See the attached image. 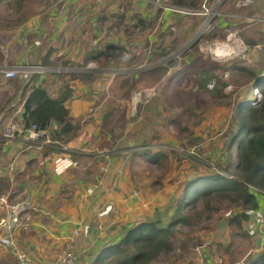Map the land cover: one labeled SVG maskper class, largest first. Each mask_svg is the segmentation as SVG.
<instances>
[{
    "label": "crops",
    "instance_id": "1",
    "mask_svg": "<svg viewBox=\"0 0 264 264\" xmlns=\"http://www.w3.org/2000/svg\"><path fill=\"white\" fill-rule=\"evenodd\" d=\"M103 1L105 0H71L70 3L74 10L67 14L70 20L67 29L65 26L63 28L60 26L62 18L66 15L61 16L54 8L44 18L38 16L36 20L32 19L30 22L18 24L19 31H13L12 25L1 26L0 42L5 43L4 49L11 43L15 52L12 61L14 64L37 63L44 59L49 61L47 65L50 67L58 66L59 64L55 65V63L61 59L69 64H83L85 53H88V50L102 49L99 47L97 37L88 38L83 34V38H88V43L80 45L62 44L58 40L67 33L73 36H76L78 32L91 34L93 26L103 28L102 17L107 18L112 11L102 10L101 12L99 10L100 15L96 13L93 15L95 7ZM154 1L157 0H140V3L150 5ZM155 9L154 7L151 10L148 8L147 14L144 15H151ZM80 10L87 15L84 26L77 23ZM235 10L233 17L239 20L264 19V0H253L242 6L236 5ZM161 11L166 20L173 15L169 6H165ZM53 12H56L58 16ZM223 14L227 17L230 13ZM227 19L225 21L223 17L220 18L221 28L228 26L229 17ZM32 24L39 29V31L35 30L33 35L35 38L39 34L35 40V49L38 50L35 52L38 56L25 52V58H22L21 53L17 52L18 38L15 37V32L23 33L21 37L25 38L28 34V26ZM101 38L107 40L111 37L104 32L100 35ZM33 39L30 41L32 42ZM20 41L22 42L21 38ZM217 50L222 53L226 52L221 47ZM2 57L0 47V178L6 179L10 186L0 194L9 193L12 200V195L15 193L19 199H28L33 206H36L32 212L31 225L16 233L19 246L28 252L34 264H44L50 261L71 239H75L76 243L87 249L86 254L81 256L78 262V264H87L104 246L118 242L135 223L142 220H160L162 224L169 223L179 199L184 194L187 180L197 173L212 170L209 165H203L195 159L188 158L187 155L178 156L182 152L177 153L174 149L175 146H179L175 137L169 138V133L164 137L165 132L158 137L153 136L150 130L153 127L148 128L147 131L143 129L126 140L120 137L124 129L118 136H113L104 120L105 115L112 110V106L106 105L105 102L114 92L121 97L125 92L117 88L124 79L120 73L118 74L123 68L119 69L106 64L98 66L95 63L85 67L88 72L96 71L91 80H86L82 75L75 77L69 73L56 74V71L41 74L35 80H28V77L23 74L7 77L1 67ZM186 60L188 62V59ZM112 61L109 60L106 63ZM44 79L45 87L54 97L59 96L66 85H69L72 90V95L66 100V104L69 107L72 121L79 123V128L76 135L64 143L68 146V151H64L63 147L61 150L54 149L51 133L52 129L57 127L56 123H52L47 132L38 140L27 138L24 132L23 112L26 93L31 90L33 84L38 85ZM166 93L168 89L163 91V96H166ZM159 97L165 99L161 91H159ZM115 111H118L116 106ZM142 120H139L136 125L140 126ZM228 120L229 118L226 122ZM7 125L13 127L12 135L6 134ZM228 125L223 126L220 145L223 144L222 140L229 139L234 131L233 126L229 133L226 130ZM210 127L219 128L221 124L213 118L206 122L202 121L194 127L189 122L181 123L177 139L185 142L189 138V146L201 148L198 152L205 154L204 160L209 156L212 160L219 159L221 148L218 150V145L213 152L212 148L204 149L210 141L205 144V141L201 140L203 141L202 146L197 142V134ZM185 129L189 130L188 135L184 134ZM180 145L184 144L180 143ZM49 148L51 150L46 151ZM161 151L167 155L164 157L155 155ZM64 154L79 159L82 166H69L65 171L56 172L55 160ZM152 154L154 158H151ZM197 154L195 157L199 158L200 154ZM21 175H26V177L21 179ZM29 179H35L34 184L30 183ZM14 187H19V189L16 188L15 191ZM257 197L260 203L255 212L247 211L248 217L242 219L241 225L234 230L241 234L240 229H242L245 232L244 236H248L249 239L248 243L247 240L241 241V238L238 237L237 240L235 236L233 237L235 243L234 246L232 245L233 251L236 252V256L240 253L242 255L233 257L231 263H228V256L220 253V248L221 245H228L230 241L226 238L227 235H220L218 236V239L222 241L220 248L214 245L209 257L206 253L208 247L202 249L203 258L208 264H242L249 254L264 250V246L257 249L264 237L261 230V222L264 221V192L257 191ZM2 211L3 206L0 204V216ZM238 211L241 212L243 209L240 208ZM100 223L102 228H99ZM228 225L233 229L229 220ZM5 237V230L0 224V264H5L8 256L12 257L13 264H16V255L10 249ZM198 251L195 254L194 264H199Z\"/></svg>",
    "mask_w": 264,
    "mask_h": 264
},
{
    "label": "rangeland",
    "instance_id": "2",
    "mask_svg": "<svg viewBox=\"0 0 264 264\" xmlns=\"http://www.w3.org/2000/svg\"><path fill=\"white\" fill-rule=\"evenodd\" d=\"M193 1H196L197 5L192 4ZM70 2L71 0H0V27L12 25L13 31H19L18 24L20 25L26 21L30 22L32 19L36 20L39 18L38 16L44 18L54 8L61 16L66 15L62 18L60 26L61 28L65 26V29H67L70 22L67 14L74 10ZM204 2L213 10L218 12L221 10L222 14L219 13V17L217 16L214 19V24H216L214 30L201 33L199 28L203 23L204 15L199 13V10ZM217 2L218 0H157L151 2L150 5L148 3L142 5L140 0H105L97 5L93 11V15L95 13L100 15L99 10L101 12L102 10L112 11L107 18L102 17L103 28L93 26V32L89 29L91 34L78 32L76 36H73L67 33L58 41L67 45L73 43L80 45L87 44L88 38L94 36L97 37L100 48H104L111 41L126 46L128 50L124 52L125 55L110 59L103 57L99 60H89L76 65L66 63L65 60L61 59L55 63V65L59 64L54 66L55 73L82 75L83 72H88L85 69L87 65L92 66L95 63L98 66L106 64L112 67L116 66L119 69L123 68L122 72H118V74L120 73L124 79L117 88L125 92L122 97L114 92L112 96H108L109 98L105 102L106 105L112 106V110L105 115L104 120H106L107 129L112 131L113 136H118L124 129V133L120 137L126 140L133 135H137L143 129L147 131L148 128L153 127V129H150L153 136L158 137L165 132L164 137H166L169 133V138L171 136L175 137L176 143H179L178 145L182 143L186 148L195 149L196 153L201 155H199V159H201L205 155L203 152H198L201 148L190 147L189 138L185 142H181L179 138L177 139L179 125L189 122L194 127L202 121L206 122L213 118L214 121L216 120L221 124V127H210L201 130L197 134V142L202 146L203 141H205V144L210 141L204 149L212 148L213 152L218 145V150L220 148L223 150V155L219 151V159L226 164L229 158L232 160L238 158V151L236 144L230 149L222 140L223 144L220 145V137L222 136L220 134H222L223 126L229 124L226 128V130H229L236 125L234 113L243 99L250 98L251 103L256 104L257 101L259 102L263 98V95L258 97L255 92V88L260 87L254 86V80L257 74L258 76H264L263 52L256 50L257 44H264V19L239 20L231 15L236 13L235 0H221L219 6ZM165 6L171 7L173 15L169 20L163 17L161 11ZM153 7L156 8L154 13L144 15L147 14L146 10L148 8L151 10ZM56 12L53 13L58 16ZM79 13L77 23L84 26L87 15H84L81 10ZM223 13L230 14L224 17ZM222 17L225 21L229 17V24L224 28L219 25ZM32 26H28V34L25 38L21 37L23 33L15 32V37L18 38L17 52L21 53L22 58H25V52L38 56V53L35 52L38 51L35 49V40L39 34L35 38L33 35L36 32L35 30L39 31V29L34 27L36 25L32 24ZM104 32L111 38L107 40L100 39V35H103ZM229 32L233 33V38L241 39L242 45H246L247 48L244 49L243 46L236 47V51L226 59H218L210 51L209 44L217 39L222 40ZM83 34L88 38H83ZM44 35L46 36V33ZM4 45L5 43L0 42L3 56L2 69L14 64L12 61L15 55L11 43L6 49H4ZM87 54L85 53V55ZM186 59H188V62H186ZM109 60L113 61L106 63ZM240 65L251 69V72L250 70H243L239 67ZM95 73L96 71L89 72L88 74L91 76L86 80L93 79ZM214 79L216 80L215 84L209 86L208 84ZM167 89V95L163 96V91H167ZM260 89L263 93V88ZM159 91L165 99L159 97ZM115 106L118 107L117 112ZM143 116L144 119L142 120ZM228 118L229 123L226 122ZM139 120H142L140 126L136 125ZM184 134L188 135L189 130L185 129ZM176 152L180 153L177 150ZM188 154L186 155L189 156ZM219 159H214V162L217 163ZM205 162H211V159L205 157ZM201 163L206 165V163ZM222 170L231 177H241L238 172L234 171V165L229 170ZM150 173L154 174V172ZM25 177L26 175L20 176L21 179ZM34 180L29 179V182L34 184ZM16 188L19 189V187H14L13 190L16 191ZM261 190L264 192V189ZM215 196L211 198L213 209H211L212 217L210 218H206L205 201L203 199L196 207L186 208L185 212L189 213L190 219L194 221L181 222L176 226L175 233L172 236L174 248L163 252L160 255L161 261L159 263L194 264L195 254L200 246H203L202 249L208 247L206 253L209 257L214 245L220 248L219 245L222 241L218 239V236L224 234L227 235L226 238L230 243L221 245L220 253L228 256V263H231L233 257L242 255V253L235 255L233 237L235 236L237 240L239 237L241 241L247 240L249 243L248 236H244L245 232L242 229H240L241 234L234 231L240 226L238 222L235 224L237 227L232 223L233 229H231L228 225V220H231L228 215L231 216L233 212L240 210V208L245 210V207L232 204L231 201L226 199L220 201ZM12 198L13 201L21 200L15 193H13ZM215 207H220V209L215 210ZM4 263L13 264L12 257L8 256Z\"/></svg>",
    "mask_w": 264,
    "mask_h": 264
},
{
    "label": "trees",
    "instance_id": "3",
    "mask_svg": "<svg viewBox=\"0 0 264 264\" xmlns=\"http://www.w3.org/2000/svg\"><path fill=\"white\" fill-rule=\"evenodd\" d=\"M192 4L197 5L196 1ZM128 48L120 43L109 42L102 49H91L85 57V62L89 60H99L120 58ZM48 64L49 61H42ZM243 70H250L246 66H239ZM89 72H83L82 77L88 78ZM49 74V73H48ZM56 74H62L57 72ZM77 77L81 74L72 73ZM41 74L34 73L28 80H35ZM257 76V77H256ZM254 86L263 88V98L256 104H252L250 98L243 99L234 113V131L229 139H223L227 147L232 149L237 145L238 158L232 160L229 158L224 162L217 163L211 159V162H205L204 158H196L198 154H188L190 159H195L200 163H206L212 168L211 171L197 173L186 182V189L183 196L179 199L171 220L167 224H162L160 220H142L131 226L118 242L108 244L87 264H161L160 255L174 248L172 236L175 233L176 226L181 222L194 221L190 219V214L185 212L188 207H196L202 199L205 201L206 218L212 217L211 198H218L231 201L237 206H244L245 210L234 212L229 223L241 225L242 219L248 217L249 208H257L259 199L257 191L249 184H253L260 189H264V76L256 75ZM45 79L40 84H33L31 90L26 94L24 103V122L25 127L32 123H37L40 128L48 129L52 123L57 127L52 129L51 139H53L54 149L61 150L64 143L76 135L79 123H74L71 119L69 107L66 100L72 95L69 85L63 89L62 93L54 97L45 87ZM231 129V128H230ZM228 130L230 133L231 130ZM223 143V142H222ZM49 148L46 151H50ZM223 150L221 149V154ZM158 157L167 155L165 152L155 153ZM181 153L178 156H184ZM223 155V154H222ZM154 155H151V158ZM178 159V158H177ZM202 160V161H201ZM211 164L218 168L229 170L234 165V171L241 177H230L228 174L221 173ZM223 171V170H222ZM9 182L0 178V193L6 190ZM220 207H215L219 210ZM242 264H264V250L254 254H249Z\"/></svg>",
    "mask_w": 264,
    "mask_h": 264
},
{
    "label": "built area",
    "instance_id": "4",
    "mask_svg": "<svg viewBox=\"0 0 264 264\" xmlns=\"http://www.w3.org/2000/svg\"><path fill=\"white\" fill-rule=\"evenodd\" d=\"M221 0H218L217 4L219 6V2ZM253 0H236L237 6H242L251 3ZM199 13L204 15V20L199 28V31L201 33L209 32L211 30H214L216 27V24H214V19L218 16L219 13L222 14V11L220 12L213 10L209 6H207L206 2L202 4V8L199 10ZM233 15V14H231ZM237 32V31H235ZM233 33L229 32L227 34V37L222 40H215L212 42V44H209L210 51L214 53L216 58L218 59H226L229 55H231L233 52H235L236 47L243 46L244 49L247 48L246 45H242V40L238 38H233ZM219 45H226L227 51L225 53L218 52V46ZM5 47V46H4ZM6 49V48H5ZM261 50L263 52L264 57V44H257L256 50ZM56 71L54 67H50L47 64L43 62H25V63H15L12 66L6 67L3 69V72L7 77H16L20 74H23L25 77H30L32 74H48L50 72ZM216 80L214 79L211 83H209V86H213L215 84ZM255 92L258 94V97H261L263 95L260 88L256 87ZM140 94V93H138ZM258 102V101H257ZM7 135H12L14 130L12 126L7 125L5 128ZM24 132L29 139L38 140L42 137L44 133L47 132V129H42L39 127L37 123H32L30 126L25 127ZM64 151H68V146L64 144L63 146ZM174 149H176L179 152L187 153L190 152V154H195L196 150L191 148H186L184 145L175 146ZM197 154V153H196ZM213 167L217 168L218 171L221 173H224L227 175V173L223 172L222 169L218 168L215 164H211ZM69 166H75L79 167L82 166L81 161L79 159L73 158L68 154H64V156H59L55 160V171L61 172L65 170ZM231 177V175H229ZM253 189L255 190H261L257 186L253 184H249ZM0 204L3 206V213L0 216V224L1 227L4 228L6 237L5 240L7 241V244L9 245L10 249L14 252L16 255V264H34L33 258L19 246L17 242V236L16 233L19 230H22L24 228H27L32 223V217H33V210L36 209V206H33L31 201L28 199L23 200H17L12 201L10 199L9 193H3L0 194ZM256 208H249L248 212H255ZM262 227L261 230L263 231L264 235V221L261 222ZM99 228H102V224H99ZM262 239V238H261ZM264 240V237H263ZM263 240L260 241L261 244L258 245L257 249L262 248ZM260 246V247H259ZM203 246H200L198 254H199V264H208V262L205 261L203 258V252H202ZM87 249L85 246H81V244H78L75 242V239H71L50 261L44 263V264H78L79 259L81 256L86 254Z\"/></svg>",
    "mask_w": 264,
    "mask_h": 264
},
{
    "label": "bare ground",
    "instance_id": "5",
    "mask_svg": "<svg viewBox=\"0 0 264 264\" xmlns=\"http://www.w3.org/2000/svg\"><path fill=\"white\" fill-rule=\"evenodd\" d=\"M221 47L223 48L225 51H227V46L226 45H219L218 48Z\"/></svg>",
    "mask_w": 264,
    "mask_h": 264
}]
</instances>
